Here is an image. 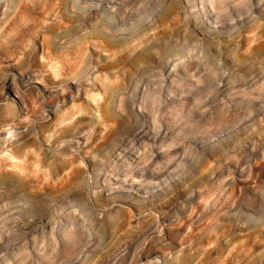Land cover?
<instances>
[{
	"label": "clouds",
	"instance_id": "obj_1",
	"mask_svg": "<svg viewBox=\"0 0 264 264\" xmlns=\"http://www.w3.org/2000/svg\"><path fill=\"white\" fill-rule=\"evenodd\" d=\"M0 9V130L49 166L0 173V264H213L203 237L237 232L234 264H264V50H222L264 0Z\"/></svg>",
	"mask_w": 264,
	"mask_h": 264
},
{
	"label": "rangeland",
	"instance_id": "obj_2",
	"mask_svg": "<svg viewBox=\"0 0 264 264\" xmlns=\"http://www.w3.org/2000/svg\"><path fill=\"white\" fill-rule=\"evenodd\" d=\"M17 0H13V3ZM17 15H13V19L27 20V15L22 14V10H14ZM3 15V9H0V16ZM11 23V21H9ZM264 35V28L258 29L253 32H242L237 39L228 41L225 38L222 41L223 45L227 43L228 52L226 55L232 56L235 53L237 59L244 58L246 53L255 52L261 49L260 46L264 45V39L259 37ZM260 82L257 81L253 87H259ZM256 94H259L257 92ZM258 106V101H253ZM78 161H72L62 168L60 173L65 181L73 180V172ZM0 173L12 174L20 176L24 173L30 174V179L39 187L44 181L47 180L49 175V166L46 155L37 150L34 144L19 145L16 144L14 133L12 130H0ZM126 208V216H134L137 214L136 209ZM147 211V209H144ZM134 223V221H132ZM217 231H220L217 229ZM231 235V233H229ZM255 239V237H253ZM254 247L248 241V238L237 232L231 235L229 240L223 237L212 235L211 237L205 235L202 240L201 259H209L213 264H234L233 256L236 251L241 247Z\"/></svg>",
	"mask_w": 264,
	"mask_h": 264
},
{
	"label": "bare ground",
	"instance_id": "obj_3",
	"mask_svg": "<svg viewBox=\"0 0 264 264\" xmlns=\"http://www.w3.org/2000/svg\"><path fill=\"white\" fill-rule=\"evenodd\" d=\"M15 3V2H14Z\"/></svg>",
	"mask_w": 264,
	"mask_h": 264
}]
</instances>
